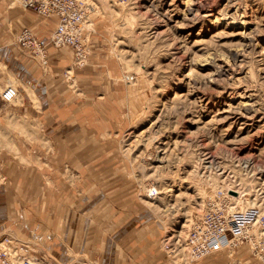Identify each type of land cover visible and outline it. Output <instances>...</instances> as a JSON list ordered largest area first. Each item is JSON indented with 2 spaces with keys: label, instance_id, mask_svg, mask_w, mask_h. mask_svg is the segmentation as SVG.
<instances>
[{
  "label": "rangeland",
  "instance_id": "374dc122",
  "mask_svg": "<svg viewBox=\"0 0 264 264\" xmlns=\"http://www.w3.org/2000/svg\"><path fill=\"white\" fill-rule=\"evenodd\" d=\"M26 1L0 0V93L8 85L17 90L10 102L0 98V165L34 155L42 168L51 154L41 115L28 114L30 103L45 108L13 69L23 59L63 86L56 107L88 105L86 124L98 134L82 152L105 159L88 164L100 180L91 178L82 192L69 167L54 177L77 196L95 190L101 203L128 210L133 251L166 264H262L264 225L252 224L237 245L197 261L185 239L211 197L225 199L230 211L264 215V0H82L81 65L65 48L53 49V24ZM27 25L52 47L48 67L17 42ZM5 230L0 240L10 238L19 253L44 264H101L72 249L58 258L54 248Z\"/></svg>",
  "mask_w": 264,
  "mask_h": 264
},
{
  "label": "crops",
  "instance_id": "0c3cea01",
  "mask_svg": "<svg viewBox=\"0 0 264 264\" xmlns=\"http://www.w3.org/2000/svg\"><path fill=\"white\" fill-rule=\"evenodd\" d=\"M47 18L53 24L54 32L58 23L57 16L49 15ZM26 27L37 40L46 44L47 41L38 36L41 32L38 33L28 25ZM51 48L46 44L48 60ZM63 48L71 53L74 60L73 49L70 46ZM53 55L62 58L63 54L55 52ZM13 61V69L22 78L23 85L36 93L45 108L38 112L30 103L28 114L30 117L41 115L39 118L49 136L51 154L43 157L42 168L37 165L38 158L34 155H30V161L26 163L5 157L10 161L0 165V235L7 229L19 239L30 237L43 243L47 249L54 248L53 253L62 259L63 253L72 249L95 257L101 264H144L147 263L145 260L150 261L149 264H166L158 254L153 258L149 257L150 253H146V257L144 252L133 251L134 225L130 216L123 214L128 210L117 211L111 202L101 203L100 198L93 196L95 190H87V193L77 196L71 185L59 178L56 180L55 177L62 174L63 167H69L79 174L78 187L82 192L91 186L89 182L95 177L100 180V175L98 178L88 164L106 163L105 159L102 161L98 152H82L86 142L94 141L98 134L95 128L86 124L88 117L84 110L88 105L79 100H71L65 107H56L55 98L64 94L63 86L57 84L58 79H54L52 73L41 76L34 63L23 59ZM61 61L58 62L61 64ZM47 64L44 67H48ZM172 261L177 264L174 259ZM206 262L213 264L211 258H206ZM215 263L223 264L219 259Z\"/></svg>",
  "mask_w": 264,
  "mask_h": 264
},
{
  "label": "built area",
  "instance_id": "2783aa9c",
  "mask_svg": "<svg viewBox=\"0 0 264 264\" xmlns=\"http://www.w3.org/2000/svg\"><path fill=\"white\" fill-rule=\"evenodd\" d=\"M25 4L38 13L57 16L58 23L50 39L54 47L70 46L73 49L74 62L81 65L87 56L85 37L82 36V24L85 10L82 0H27ZM17 42L24 49H28L31 56L41 65H46L48 57L46 44L35 38L29 28H23L16 35ZM17 90L6 86L0 93L4 102L12 101ZM208 199L204 213L192 224L187 232L185 243L190 260H200L219 247H234L237 241H242L247 234L248 227L256 223L264 225V215H259L255 208L245 211L238 209L230 211L224 205L225 201ZM248 235V234H247ZM254 238L251 237L250 240ZM264 264V255H259ZM0 264H44L35 257H27L18 252L11 240H0Z\"/></svg>",
  "mask_w": 264,
  "mask_h": 264
},
{
  "label": "bare ground",
  "instance_id": "6f19581e",
  "mask_svg": "<svg viewBox=\"0 0 264 264\" xmlns=\"http://www.w3.org/2000/svg\"><path fill=\"white\" fill-rule=\"evenodd\" d=\"M9 239V238H8ZM186 246V245H185ZM262 262V261H261Z\"/></svg>",
  "mask_w": 264,
  "mask_h": 264
}]
</instances>
